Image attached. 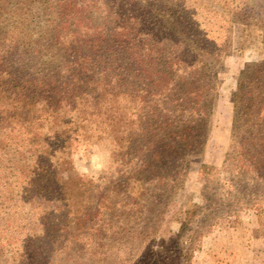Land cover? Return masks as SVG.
I'll list each match as a JSON object with an SVG mask.
<instances>
[{"label":"trees","instance_id":"trees-1","mask_svg":"<svg viewBox=\"0 0 264 264\" xmlns=\"http://www.w3.org/2000/svg\"><path fill=\"white\" fill-rule=\"evenodd\" d=\"M193 4L0 0V264H167L147 218L203 151L230 47L223 18ZM235 8L229 21L246 17ZM230 99L222 166L200 165L224 175L229 207L264 196V60L244 65ZM78 138L140 167L95 197L74 170ZM211 200L175 217L178 236Z\"/></svg>","mask_w":264,"mask_h":264},{"label":"rangeland","instance_id":"rangeland-1","mask_svg":"<svg viewBox=\"0 0 264 264\" xmlns=\"http://www.w3.org/2000/svg\"><path fill=\"white\" fill-rule=\"evenodd\" d=\"M190 1L195 10L216 16L215 19L223 18L224 27L219 35L226 33L230 47L215 69L217 94L203 151L190 158L182 185L174 190L170 203L147 216L149 222L160 226L151 239L162 256L169 258L167 264L185 261L184 256L174 257L178 251L177 241L182 254L190 253L188 264H264V196L252 200L253 203L229 207V202L223 200H231L226 194L229 189L221 187L224 175L213 171L207 178L200 168L202 164L217 170L221 168L230 144V98L238 73L246 63L264 60V0ZM238 4L242 7L247 4L246 17L229 21ZM140 158L137 155L126 159L114 157L106 140L83 144L78 138L73 144L76 175L82 184H90L95 197L122 176L136 172ZM204 195L211 197L209 205L203 207L191 220L189 228L178 236L179 222L175 217L186 208L204 205ZM125 203L119 205L124 209Z\"/></svg>","mask_w":264,"mask_h":264}]
</instances>
